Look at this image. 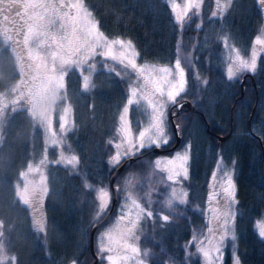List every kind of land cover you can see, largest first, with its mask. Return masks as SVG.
<instances>
[{
  "label": "trees",
  "instance_id": "1",
  "mask_svg": "<svg viewBox=\"0 0 264 264\" xmlns=\"http://www.w3.org/2000/svg\"><path fill=\"white\" fill-rule=\"evenodd\" d=\"M81 1L106 36L133 41L140 62L169 66L177 58L180 43L184 51L195 44V64L202 67L200 77L205 79L204 90L201 91L204 97L194 106L197 112H180L175 117L183 115L197 121L200 133L196 139L197 146L205 142L206 147L217 150L218 136L225 137L222 147L231 142L230 162L234 167L238 201L233 209L236 215L232 222L236 240L225 241L222 264H233V250L241 264H264V240L258 237L254 228L256 221L264 218V54L259 56L257 72L251 79L244 80L241 98V81H227L224 67L218 63L224 36L228 37L227 43L232 48L242 49L241 52L251 48L264 25V14L257 6V0H233L223 17L210 16L209 12L215 11V0H205L201 17L193 15L182 30L175 23L167 0ZM183 1L178 0V3ZM200 20L202 26L198 30L195 25ZM115 77L113 73L98 74L95 78L98 84L94 80V86L95 92L99 91L101 96L97 99L93 90L78 91V96L75 90L70 93L72 105L82 103L86 111L83 119L78 118L71 108L75 122L65 137V148L78 157L77 171L48 162L50 156H44L42 130L27 107L19 114L6 117L1 124L0 225L14 264L92 262L88 239L90 227L97 222L94 219L97 208L93 191L85 189L84 185L87 182L93 188L103 186L114 170H108L105 160L112 149L109 136L113 134L115 117L121 113L127 88ZM73 86V81L71 84L68 80L65 82L67 92L72 91ZM80 95L84 98L80 99ZM109 105L113 106L105 111ZM202 149L206 148L193 151L191 185L187 195L188 204L196 213L187 210V216L175 218L171 226L166 224L163 251L151 242H142L152 253L148 264H164L166 260L174 264H204L196 245L189 246L193 235L203 237L207 234L208 221L212 216L209 209L215 206L208 202L210 188L206 182L214 164L206 161V153ZM156 155L146 151L135 156L130 167L116 178L115 183L130 169L143 171L147 165L144 161ZM31 164L38 169L39 165L45 164L46 187L42 185L43 193L42 189L36 190L34 199H38V205L31 202L30 192L25 206L16 197V186L21 185L22 177ZM117 203H120L118 192ZM34 211L41 216V230L37 229ZM104 227L95 232L94 250L96 236ZM100 263L101 260L97 264Z\"/></svg>",
  "mask_w": 264,
  "mask_h": 264
},
{
  "label": "rangeland",
  "instance_id": "2",
  "mask_svg": "<svg viewBox=\"0 0 264 264\" xmlns=\"http://www.w3.org/2000/svg\"><path fill=\"white\" fill-rule=\"evenodd\" d=\"M17 2L19 6L25 7L22 10L24 11V16L21 18V23L24 28H26L23 38L20 40L17 35L11 37L7 33L8 30L0 27V128L6 117L19 114L27 107V111L42 130L45 149L44 156H50V158H47L48 162L77 171L76 168L78 165L73 167L71 164L66 163V161L75 156L69 153L65 148V137L66 133L72 129L73 123L75 122L72 114L73 109L71 110V108H74L76 116H79L78 118L85 119L86 116H84V114L86 111H84L82 103H79V105H72L70 93H73V90H75L74 92L78 96V91L91 92L93 90V92H95L96 86H94V80L95 84H98V79L96 80L95 78L99 73L104 75L105 73H113L117 76V72H119L121 76L115 77V79H120L119 81L124 82L127 88L124 91L126 97L122 104L123 106L121 105V113L115 117L113 134L109 136L112 141V149L110 154L106 157L105 163L108 170H111L107 161L115 153L114 145L121 140L117 130L120 124V115L122 114L123 107L126 105L129 96V85L134 83V86H138L142 81L138 80L135 74L130 70H124L119 64L110 60H104L98 55L92 56L90 54V48H84L83 43L80 44V47L76 51L70 52L67 49V45L70 41L74 39L80 41L93 25L97 26L94 18L86 10L81 0H17ZM183 2H181V4ZM21 7H19V9ZM203 7L204 6H202V8ZM205 8L208 10L207 6H205ZM202 11L201 9V12ZM209 13L211 16V12ZM199 24L201 27V20ZM196 26L197 25H195V28L199 30L200 27L197 28ZM19 32L20 28L18 27L16 34H19ZM258 34H260V32ZM7 36L9 37V41L7 40ZM181 44L182 43L179 44L178 50L182 65L186 67L187 85L186 92L178 99L180 102L182 100L190 101L194 106H197L204 97L202 92L204 90L205 79L200 77L203 73L202 67L200 68L199 65L195 64L196 57L193 54L195 44L191 45L189 50L186 51H184ZM251 48L247 52H241L242 49H240V54L246 58L249 57ZM230 55L234 56V53L223 44L218 53V63L224 67L226 79L229 63L228 57ZM184 57H188L191 63L184 59ZM174 61L169 66H172ZM138 63H146L157 67L163 66L151 64V62H140L139 60ZM110 68H114V70H110ZM189 75L192 76L190 77L191 79H189ZM242 75L243 74L237 79L231 80V82L228 79L227 81L230 83L235 81L240 82ZM100 78L105 80V78ZM79 79L80 87L77 83ZM67 80L70 84L72 81L75 84L70 92H67L65 89V82ZM66 88H70L71 90V87L68 85H66ZM96 92L95 95L97 99L101 95L99 96V91ZM88 96L90 95L88 94ZM79 97L83 99L84 95H80ZM113 105L106 106L105 111L111 109ZM171 106L175 105H169L167 108V128L171 140L169 145L162 147V149H168L174 144V134L171 123L168 120L170 114L169 109L172 108ZM172 110L175 112L176 109ZM173 111L171 112L174 113ZM176 111L178 112V110ZM109 116H111V113H109ZM129 120L133 134L138 135L139 131L143 127H147L151 122V109L148 107L147 103L141 101L138 105L134 104L130 106ZM173 121L175 124H179L181 129V141L177 149L166 152L165 154L158 153L150 160H145L144 164L147 165L143 167V171L135 172L134 169H130L122 175L118 183H115L117 187L116 192H118L120 196V203H117L116 207L118 208V204H120L119 209L118 212L116 210L111 221L105 225L96 236V255L98 253V238L101 232L116 226L118 217L128 210L122 206L127 205L130 208L132 199H137L146 208L150 205L154 213L153 218L149 219L145 217L142 219L137 228V236L139 239L135 241V243L140 248V258L145 261V264H148L151 257L150 255H152L150 249L146 248L142 242H147L146 244L151 242L155 246L161 247L159 248L161 251L164 250V236L166 235L164 227L166 224L170 223L171 226V221H175V218L187 216V210H193V213H196L194 208H190L187 198L185 204H179L173 196V189H175L177 193L181 191H187L188 193V189L191 185L190 177L192 173V156L194 150L205 147L206 149L202 150L206 153V161L208 160L209 163L212 162L214 164L207 176L206 182H209V185L212 182L211 176L213 171L217 172V179L219 181L222 179L225 171L231 170L235 182L234 167L230 162L232 155L231 142H226L222 147L223 141L217 150L212 147H206L205 142L198 143L197 146L196 139L200 134L197 121L193 119V117L187 118L183 115L179 118L174 117ZM186 146H190V149H188L189 178L180 185H174L167 180V173L160 171L155 161L156 159L163 160L171 158L175 152L185 151ZM151 149L153 148H146L137 152L134 156H131V158H135V156H139ZM139 166H141V164ZM45 170V164L39 165V169L35 164L29 166L25 177H22L21 185L18 184L16 186V197L19 199L20 203L26 206V204H28L27 201H29V193L31 192V202L38 205V199H34V197H36L35 193L38 192L36 191L37 188L41 190L42 185L46 187ZM99 187L100 186H97L92 190L94 199L97 194L95 190ZM103 187L110 192L108 183L104 184ZM217 190L219 191L218 187ZM41 193H43V189ZM169 200L172 201L171 206L167 203ZM95 202L97 208L98 202L96 199ZM222 203L223 201L221 200V204ZM161 214L168 215L169 221H162L160 219ZM35 215L37 216L35 218L37 229L41 230V216L38 211L35 212ZM188 218H190V216H188ZM123 226V224L119 225V227ZM254 228L258 235V229L255 226ZM3 235L4 233L0 225V264H14V258L6 249ZM145 252H147V256L144 255ZM69 264H72V262ZM100 264H107V262L101 261ZM164 264L174 263L166 260Z\"/></svg>",
  "mask_w": 264,
  "mask_h": 264
},
{
  "label": "snow or ice",
  "instance_id": "3",
  "mask_svg": "<svg viewBox=\"0 0 264 264\" xmlns=\"http://www.w3.org/2000/svg\"><path fill=\"white\" fill-rule=\"evenodd\" d=\"M204 3L205 0H184L182 4L178 3V0H167L174 21L181 30L193 15L196 17L201 15ZM232 3L233 0H215V11L211 12V16L223 17L231 8ZM257 6L264 13V0H257ZM196 27L199 28L200 24H197ZM222 39L225 47L234 53V56L228 57L227 79L230 81L237 79L245 72L255 74L258 70L259 56L264 54V27L260 29V34L255 36L250 56L247 58L240 54L239 49L228 45L227 36L222 37ZM81 43H83L84 48H90L92 56L98 55L104 60L113 61L124 70H130L138 80L142 81L138 86H134V83L129 85V96L120 115V124L117 130L121 140L114 145L115 153L107 161L109 167L111 169L117 168L123 159L134 156L146 148L158 150L169 145L171 136L167 128V108L169 105H175L178 108L183 107L178 98H181L182 94L186 92L187 85L186 67L182 65L179 50L172 66L157 67L138 63L139 53L131 39L121 37L111 39L99 31L98 26L95 25L85 33L80 41L75 39L70 41L67 49L70 52L76 51ZM184 59L191 63L188 57H184ZM110 70H114V68H110ZM120 76L121 73L117 72V77ZM141 101L146 102L151 109V122L147 127H143L138 135H134L129 120L130 106L138 105ZM176 134H180L179 128H177ZM109 144H112V141H109ZM188 149L190 146H186V150L183 152H175L171 158L156 159L155 161L160 171L167 173V180L174 185H180L189 178ZM66 163L76 167L79 163L78 157H72ZM211 181L208 202L215 204V206L209 209L212 216L208 221L207 234L203 237L193 235L189 241V246L196 245V251L202 256L204 264H222L225 241L228 239L236 240L232 230V222L236 215L233 209L238 203L236 185L231 170L225 171L219 181L217 172L213 171ZM84 187L87 190H93L91 183L86 182ZM217 187L219 191H216ZM95 191L98 207L94 219L99 221L111 203V193L103 186ZM187 195V191L177 193L173 189V196L179 204L186 203ZM221 200L223 201L222 204ZM167 203L171 206L172 201L169 200ZM122 207L128 210L118 217L116 226L101 232L98 238L97 258L106 261L107 264H145V261L140 258V248L135 243L139 239L137 228L142 219L145 217L151 219L154 213L150 205L146 208L137 199L131 200L130 208L127 205ZM160 219L168 222L169 216L161 214ZM121 224L124 226L119 227ZM255 227L258 229L259 237L264 239V218L258 220ZM233 249H235V244H233ZM144 255L147 256V252ZM72 264H76V262L73 261ZM233 264H241L235 250H233Z\"/></svg>",
  "mask_w": 264,
  "mask_h": 264
},
{
  "label": "water",
  "instance_id": "4",
  "mask_svg": "<svg viewBox=\"0 0 264 264\" xmlns=\"http://www.w3.org/2000/svg\"><path fill=\"white\" fill-rule=\"evenodd\" d=\"M244 80L245 78L243 77L241 79V82H240V95H239V98H241L243 92V83H244ZM183 107L182 108H178V112H183V113H192V112H197V110L195 109L194 105L190 102V101H187V100H183L182 102H180ZM176 107V106H173L172 108H170V114L168 116V119L171 123V127H172V131H173V134H174V144L172 147L168 148V149H151L149 150V152L151 153H154V154H158V153H164V152H170V151H173L177 148V146L180 144V141H181V129H180V125L179 124H175V122L173 121L174 120V117H175V114L178 113L177 111L175 113H172V109ZM177 128H179L180 130V134L177 135L176 132H177ZM231 133V131L229 132V134ZM228 134V135H229ZM227 135V136H228ZM225 140V137L224 136H218L217 139H216V146L217 148H219L222 144V142ZM135 158H127L125 160H123L121 162V164L115 168L111 174V176L109 177L108 179V186H109V190H110V193H111V203H110V206L107 210V212L104 214V216L97 222H95L91 227H90V231H89V239H88V245H89V253L92 257V262L90 264H97L99 262V259L97 258V255L95 253V250H94V235H95V232L97 229H99L100 227H103L104 225H106L108 223V221L111 219V217L113 216L115 210H116V207H117V192H116V187H115V180L116 178L125 170H127L132 161L134 160Z\"/></svg>",
  "mask_w": 264,
  "mask_h": 264
},
{
  "label": "flooded vegetation",
  "instance_id": "5",
  "mask_svg": "<svg viewBox=\"0 0 264 264\" xmlns=\"http://www.w3.org/2000/svg\"><path fill=\"white\" fill-rule=\"evenodd\" d=\"M19 7L21 6H19L17 0H0V27H3V29L8 30L7 33L11 37L17 35V37L21 40L26 32V28H24L23 24L21 23V18L24 16L23 15L24 11L22 10L25 7H21L20 9ZM18 27L20 28V32L19 34H16V30ZM7 40L9 41L8 36H7ZM251 45H253V43ZM251 76L252 73L245 72L243 73L242 78L244 77L245 79L246 78L251 79ZM173 109L178 110L177 106L174 107Z\"/></svg>",
  "mask_w": 264,
  "mask_h": 264
}]
</instances>
